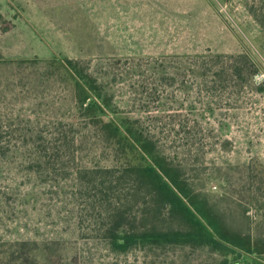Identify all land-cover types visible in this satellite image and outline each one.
<instances>
[{"label": "rangeland", "instance_id": "374dc122", "mask_svg": "<svg viewBox=\"0 0 264 264\" xmlns=\"http://www.w3.org/2000/svg\"><path fill=\"white\" fill-rule=\"evenodd\" d=\"M0 55V264L218 263L110 251L81 176L124 160L52 59L80 60L196 188L245 204L251 175L264 189V0H0Z\"/></svg>", "mask_w": 264, "mask_h": 264}, {"label": "trees", "instance_id": "16d2710c", "mask_svg": "<svg viewBox=\"0 0 264 264\" xmlns=\"http://www.w3.org/2000/svg\"><path fill=\"white\" fill-rule=\"evenodd\" d=\"M52 61L71 77L78 111L96 121L94 126L124 160L114 170L81 176V189L94 191L102 201L100 215L105 218L99 237L110 251L118 255L140 251L150 258L157 251L190 248L216 255L217 264H245L243 259L264 264L263 226L251 230L249 214L253 206L258 211L264 208L263 186L255 184L262 178L249 177L245 204L196 188L185 164L165 156L138 122L111 115L105 89L84 71L80 60ZM238 210L243 215L240 226L233 221Z\"/></svg>", "mask_w": 264, "mask_h": 264}]
</instances>
